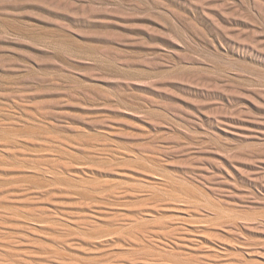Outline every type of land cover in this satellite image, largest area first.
Returning a JSON list of instances; mask_svg holds the SVG:
<instances>
[{
	"label": "rangeland",
	"instance_id": "rangeland-1",
	"mask_svg": "<svg viewBox=\"0 0 264 264\" xmlns=\"http://www.w3.org/2000/svg\"><path fill=\"white\" fill-rule=\"evenodd\" d=\"M0 264H264V0H0Z\"/></svg>",
	"mask_w": 264,
	"mask_h": 264
}]
</instances>
